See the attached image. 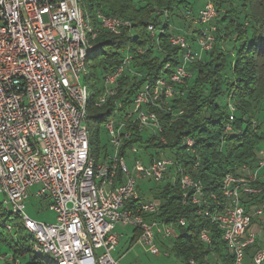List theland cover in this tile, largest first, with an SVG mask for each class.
<instances>
[{
    "label": "built area",
    "instance_id": "built-area-1",
    "mask_svg": "<svg viewBox=\"0 0 264 264\" xmlns=\"http://www.w3.org/2000/svg\"><path fill=\"white\" fill-rule=\"evenodd\" d=\"M168 17L164 11L161 21ZM216 17L214 5L207 0L191 17L198 27L190 33L174 32L169 38L180 50L177 64L166 63L153 82L146 79L127 106L115 101L104 120L113 156L99 161L92 155L88 105L101 107L112 98L121 77L146 76L131 67L132 50L124 47L120 65L103 73L100 90L89 85V96V56L100 32L118 34L131 27L130 21L99 10L89 13L82 0H0V203L22 222L33 252L49 256L55 264H119L112 254L117 225L139 228V239L153 253L156 236H172V226L145 219L158 212L159 204L139 199L135 172L158 183L171 175V166L182 171L180 165L163 156L162 149L155 148L158 154H151L155 151L140 148L145 155L136 157L135 143L122 155L120 148L132 137V129L138 134L145 129L166 142L154 109L172 112L173 100L182 95L180 87L212 47ZM147 31L156 37L161 25L150 23ZM183 144L192 151L191 138L185 137ZM129 154L135 157L131 167L125 161ZM179 182L182 203L195 204L197 214L208 217L221 231L231 264H264V247L248 230L252 218L264 215V199L250 210L244 204L246 198L262 193L264 144L256 161L224 176L218 193L205 194L202 184L183 171ZM34 186L31 195L46 201L55 213L54 223L35 222L25 214L24 201ZM5 227L13 229L8 223ZM198 239L208 245L209 230L202 229ZM254 244L258 246L248 262L246 249ZM4 261H12V256L0 254V264Z\"/></svg>",
    "mask_w": 264,
    "mask_h": 264
},
{
    "label": "trees",
    "instance_id": "trees-1",
    "mask_svg": "<svg viewBox=\"0 0 264 264\" xmlns=\"http://www.w3.org/2000/svg\"><path fill=\"white\" fill-rule=\"evenodd\" d=\"M209 1L217 11L214 22L217 30L211 49L204 53L203 60L195 64L192 78L180 87L182 95L173 100L172 112L154 109L161 125L160 135L166 142L161 143L152 132L143 138L132 129V137L123 141L120 148V155L133 143H138L140 148H152L155 152L151 154H158L155 148L173 152V157H165L173 158L183 173L199 181L205 194L218 193L227 173L256 161L258 150L264 144V118L260 120L258 113L256 115L261 103L264 105V0H236L240 1L244 16L242 23H235V18L228 13L232 8L231 0ZM82 3L89 13L99 10L106 15L127 19L131 24L130 28L123 27L118 34L100 32L94 39L87 80L92 82L89 84L91 89L102 88L97 73L111 72L119 66L122 60L120 50L127 46L133 54L131 67L146 76L121 77L112 98L101 107L89 104L90 119L99 123L111 113L115 101L127 106L134 91L146 79L153 82L166 63L177 64L180 50L169 42L172 28L169 30L164 24L163 31L154 37L147 31V25H163L161 15L164 11L170 14L168 22L178 15L175 11L182 9L185 15L192 5L188 0H82ZM233 20L234 27L227 29ZM218 21L224 24L222 32ZM229 37L232 44L230 50H225L223 44ZM137 48L142 52H137ZM227 125L230 130H226ZM185 137L193 140L192 151L186 150L183 144ZM168 171L174 173L173 179H169L161 190H156L160 194L159 210L153 216L145 215V219L172 226L173 249L182 264H190V260L193 264H215L217 261L231 264L232 257L218 227L208 217L197 214L195 204L189 201L182 203L183 191L179 182L182 171L175 166ZM261 186L260 195L245 199L247 210L264 199V182ZM189 193H192L191 189ZM139 199H144L142 193ZM179 219H183L185 224L180 225ZM254 220L257 221L252 218V223ZM7 223L13 226V231L6 229ZM204 228L210 232L208 245L198 239ZM138 229L133 228L131 243L139 237ZM30 239L22 222L0 203V249H6L12 256V261L1 264H55L49 256L33 252ZM257 246L254 244L246 249L248 262Z\"/></svg>",
    "mask_w": 264,
    "mask_h": 264
},
{
    "label": "rangeland",
    "instance_id": "rangeland-1",
    "mask_svg": "<svg viewBox=\"0 0 264 264\" xmlns=\"http://www.w3.org/2000/svg\"><path fill=\"white\" fill-rule=\"evenodd\" d=\"M188 1L191 3L192 9H189V11L185 13V15L183 14L182 9L179 10L178 12L175 11L176 14L178 13V15L173 16L174 19H171L168 22L166 21V19H164L162 21L163 25H161L162 31L164 28V24L168 25L169 30L172 28L173 31L172 33L174 32L190 33L198 27V25L192 22L191 17L197 14L198 9L201 6H203V4L207 2V0H188ZM239 2L240 1H236V0L230 1L232 8L228 13H230V15L235 18V23L236 21L241 23L244 21V16L241 13ZM186 6L189 7L188 5ZM215 19L213 23L215 22ZM230 23L231 25L229 24V27L227 29H232V27H234V20L230 21ZM217 25L220 28V32L223 31L222 28L225 29L224 24L220 23L219 21ZM130 30L133 31L132 29H129V31ZM234 36L235 35L233 36L231 35L230 37H234ZM230 37L223 44V48L225 50H230L232 44L230 42ZM204 56H205L204 54L201 55L200 61L204 59L203 58ZM102 77L103 74L98 72L97 79L101 80ZM87 85H88V95L90 96L91 90L89 84ZM263 106H264L263 103H261L259 112L258 111L256 112V115L258 113L257 117L260 120L264 118ZM89 127L91 133L93 158L95 160L99 159V161H103L105 156L112 157L113 152L109 144V135L107 134L104 121L99 123H94L91 119H89ZM141 136L143 138L148 137L149 131L144 129L141 132ZM134 146L137 149H139L137 151V154H135L136 157L145 155L143 150L140 149L138 143H136ZM152 151H153L152 148L148 149V152H152ZM162 155L172 156V157L174 156L173 152L167 153L166 151H163ZM134 158H135L134 155L129 154L128 157L125 159L129 167L133 166ZM135 176L137 179V185L139 186V189L146 191V193H149L151 191V188H154L153 194L151 193V195L147 198L153 199L157 201L158 204H160L159 203L160 194L157 191L161 190L162 186H164L165 183L169 181V179H172L171 176H174V173L171 172V175L165 176V180H162L161 182L158 183H154L151 180L140 177L137 171L135 172ZM36 189L37 186L31 187L29 189L28 197L24 201V212L29 218H31L35 222H44L47 224H52L55 222V213L47 208V203L44 199L36 198L33 195H31V193L34 192ZM1 200H2V195L0 194V202ZM256 220L257 221L254 220V222L251 223L249 228L252 232L256 234L258 245L260 246L261 245L260 243H262V247H264V218H261L259 221L258 219ZM115 233L118 235V241L112 254L116 259H118L119 264H182L179 257L176 255L173 249V236L171 237L156 236L154 240V245L157 249V252L153 253L151 252L149 246L145 244L141 239H139V237L134 242L132 243L130 242L133 235L132 226L117 225L115 227ZM136 233L137 234L140 233V230L138 229ZM5 253H8L6 249L5 250L0 249V254L4 255ZM44 256L48 257L47 255Z\"/></svg>",
    "mask_w": 264,
    "mask_h": 264
},
{
    "label": "crops",
    "instance_id": "crops-1",
    "mask_svg": "<svg viewBox=\"0 0 264 264\" xmlns=\"http://www.w3.org/2000/svg\"><path fill=\"white\" fill-rule=\"evenodd\" d=\"M201 7H202V6H201ZM201 7H200V8H201ZM200 8H199V9H200ZM199 9H198V10H199ZM194 16H195V15H194ZM141 193L144 195V198L149 199V198H147V197H149V196L151 195V193H153V192L150 191L149 193H146V191H143V190L139 189V195H140ZM260 218H264V216H262V217H260ZM257 219H258V218H257ZM258 221H259V220H258ZM256 225H257V224H256ZM249 230H250V228H249ZM250 231H251V230H250ZM260 244H261L260 246H262V243H260Z\"/></svg>",
    "mask_w": 264,
    "mask_h": 264
}]
</instances>
